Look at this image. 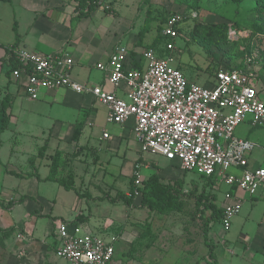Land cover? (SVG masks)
<instances>
[{"label":"rangeland","instance_id":"obj_1","mask_svg":"<svg viewBox=\"0 0 264 264\" xmlns=\"http://www.w3.org/2000/svg\"><path fill=\"white\" fill-rule=\"evenodd\" d=\"M88 1L109 15L129 12L132 28H137L141 34L156 33L159 24L173 12H184L185 16L191 12L197 14L194 19H186L181 27L184 36L175 40L177 51L172 67L179 63L186 66V72L200 86H205V81L212 79L217 70L241 68L249 56L248 49L252 50L254 57L251 67L260 68L261 72L264 70V44L258 43L257 39L259 34L264 35V0H245L241 4L234 0ZM9 5L0 3V18L3 20L0 39H7L12 34L8 24L13 20V8ZM87 22L86 26H90ZM212 25L218 28H210ZM97 107L99 114L94 120L95 126L87 129L94 135L91 145L103 149L102 160L113 159L110 165L100 167L103 170H98L92 157L86 155H82L79 161L72 160L76 192H68L55 183L42 180L49 173L46 159L38 170L40 176L26 174L33 167L29 159L34 156L38 160L44 158L45 155L39 153L45 152L42 147L50 141L49 134L60 108H45L41 116L33 108V103L21 101L15 107L11 127L0 134V200L5 202L4 206L17 202L8 210L6 208L5 213L0 212V264H64L55 252L59 224H71L81 213L84 218H90L88 227L93 233L99 230L116 234L119 243L113 264H214L205 244L206 228H209V242L218 243L215 256L219 264H262L263 258L255 250L257 244L252 242L257 238L255 222L248 223L243 229L242 223L247 217L245 207L232 220L226 233L220 222L208 224L211 212H197L194 201L188 197L176 200L165 213L128 208L122 202L111 203L109 200L118 193H130L129 175L138 159L143 161V175H148L144 168L149 166L162 173L164 185L182 180L186 195L194 182L200 187L203 182L191 173L181 177L177 162L171 166L163 157L143 152L141 143L135 139L129 141V148L121 146L107 153V142L99 141L103 130L115 134L121 127L107 123L105 109ZM63 125L69 126L70 123ZM258 159L260 164L264 163V153L259 154ZM7 169L29 178L22 180L9 175ZM140 180L144 181L143 178ZM226 191V186L212 190V194L218 193V207L224 201ZM24 196L27 198L21 201ZM77 196L81 200L77 201ZM104 196L109 199L102 200ZM38 202H41L45 216H32L35 210L40 212ZM140 204L138 197L134 205ZM28 232L33 233L29 235ZM241 233L252 240L245 244L247 250L239 240Z\"/></svg>","mask_w":264,"mask_h":264},{"label":"built area","instance_id":"obj_2","mask_svg":"<svg viewBox=\"0 0 264 264\" xmlns=\"http://www.w3.org/2000/svg\"><path fill=\"white\" fill-rule=\"evenodd\" d=\"M193 12H173L160 24L163 49L142 52L145 70L127 67L129 50L117 46L106 64L97 68L107 75L115 88L124 85L127 99L109 92L105 86L80 83L72 77L73 59L66 53L14 50L20 68L12 72L21 83L24 96L38 100L43 91L67 90L90 95L108 110V123L124 126L134 121L133 132L143 152L161 156L185 173L212 178L218 184L243 190L254 196L264 185V169L251 170L248 157L256 145L235 137L236 129L246 121L264 130V101L258 97L254 75L246 69L215 73L214 86L208 88L189 81L182 70L172 67L177 51L175 40L183 37L186 19ZM262 37V36H261ZM253 59H248V66ZM239 170L240 174L233 173ZM136 195L141 181L135 180ZM229 199L231 196H226ZM240 201L224 208L221 224L226 230L239 213ZM56 256L65 264H113L116 241L87 232L82 225L62 222L58 229Z\"/></svg>","mask_w":264,"mask_h":264},{"label":"crops","instance_id":"obj_3","mask_svg":"<svg viewBox=\"0 0 264 264\" xmlns=\"http://www.w3.org/2000/svg\"><path fill=\"white\" fill-rule=\"evenodd\" d=\"M0 3L6 5L10 4L13 8V20L8 24L12 34L7 39H0V102L6 95L14 97L13 107L7 110V114L10 116V119L8 128L6 130L11 127L14 117L13 111L17 104L21 101H26V103H33V108L38 113L40 112L39 114L41 116L42 113L45 112V108L50 107L52 110L55 107L60 108L57 115H55V119L51 118L56 121V124L54 125L53 130L50 131L49 143L42 147V149L45 150V152H43V155H45L44 158H42V160H38L37 156L31 158L34 160V163H32L33 167L31 168V172H28L26 174H38V170L43 165L45 159L48 160L47 167H49L50 172L52 157L57 152L65 155H71L74 153L79 154V157L74 158L75 161L81 160L82 155H86V157H92L93 163L97 165V169L103 170L100 167L105 166V164L110 165L113 157H111L110 159L107 157L106 160H102L101 155L103 149L91 145V141L94 135L87 129L93 128L95 126L94 120L99 114V110L97 107L98 105L101 108L105 109L107 121L108 110L106 106L95 100L90 95H79L63 89L53 92L43 91L38 100L27 98L26 96H24V90L21 86V83L13 80L11 78L12 76L8 75L10 68L8 65L9 56L7 49L16 46L17 48H23L31 52L43 54L57 52L66 53L73 59L74 66L72 68L71 74L75 80L79 81L80 83L92 86H105V89L107 91L114 92L118 97L127 99V88L124 85L119 88H115L111 84H109L107 81V75L104 72L98 70L97 65L106 64L113 54L115 48L122 45L126 46L129 50L127 67H136L138 69L145 70L147 63L142 57V52L144 50L152 48V45H154V43L159 40L158 38L161 37L159 28L160 24L158 26V29L156 30V33L146 32L145 34H141V31L139 32L137 28H132V20L130 18L129 12L122 11V14L120 15H109L104 11L96 8L91 14H87L86 16L87 9H80L79 1L77 0H12L11 3ZM111 16L116 18L113 19L111 18ZM87 21H89L90 26H86V24L88 23ZM2 27L3 20L2 18H0V32L3 29ZM15 28L17 29V33L19 35L18 39L16 38ZM260 37L261 36L258 35V38ZM163 46L164 43L162 41L161 45L158 46L156 50L161 51V49H163ZM250 58L254 60L253 54L246 56L243 67L254 75L255 79L253 83L256 90L258 91V97L260 100L264 101V96H262V93H264V82L260 83V81L264 78V70L261 72L260 68L251 67L253 61L249 64L250 67L246 66L245 64ZM177 67L183 71L188 79L190 78L189 81L198 84V82L195 81L196 79H193L192 76H190L189 73L186 72V66H183L179 63ZM182 67L184 68L182 69ZM214 78L215 73L213 74L212 79L205 81V87L212 88L214 86ZM22 96L26 98H23L22 100ZM22 106H24V104H22ZM69 114L70 119H68ZM0 117H2L3 119L1 112ZM2 119L0 124H2ZM65 122L70 123V125L64 126L63 124H65ZM133 125L134 121L131 119L124 126H120L121 130H119V132H116L115 134H113V132L110 133L107 130H103L102 136L99 138V141L107 142L105 151L107 153L112 152L114 148H120L121 146L129 148V141H132L133 139H135L140 144L139 140L136 138L133 132ZM128 130L130 131L129 133ZM76 131H79L80 133L77 141L74 140ZM235 137L241 140L250 141L256 145L255 150L248 157L249 169H264V163L260 164L258 159L259 154L264 153V130L253 128L250 124V121H246L236 129ZM39 155L41 154L39 153ZM31 159H29L28 161L30 162ZM139 161L141 162L138 164ZM168 162L171 166L175 165V162ZM142 164V159H138L134 164L131 174L129 175L130 193H123L128 197L131 195V187L133 186L136 188L135 181L132 182V179L134 177L135 168L137 165H139V172L137 176H139L140 179L143 178L144 180H140L141 187L143 186V183L147 181L148 178L153 174L157 173L159 174L160 178H165L162 176V173L156 172V170L152 169L149 166H145L144 168V170L148 172V175H143ZM177 167L179 168V166ZM178 170L180 171L181 177L187 176L188 173L182 172L180 168ZM232 172L237 175L240 174L239 170H233ZM6 173L9 175L17 176L22 180L29 178L28 176H24L23 174L14 170L7 169ZM105 173L108 174V172ZM191 175L195 177L198 176L194 173H191ZM48 176L49 173L46 177L42 178V180L45 181ZM107 176H109V174ZM116 177L117 176H115V178ZM174 182L170 183L174 184ZM219 186L226 185L217 183L214 188H219ZM226 187L227 191L225 193V199L224 201H222V204L219 208L224 209L228 205L235 204L236 201H240L241 203L240 210L241 208L245 207L247 217L245 218V222L243 221L242 223L243 229L248 227V223V225H250V222L254 221V224H256L257 227V230L255 231L257 234V238L255 239V241H252L249 236L241 233L239 235V240L244 245L246 250L247 246L245 244H249L251 241L255 242V244H257L255 245V250L257 251L259 256L263 258L262 264H264V185L259 187L254 196H251L247 192L237 188H230L228 186ZM214 195L217 198L215 202V204L217 205L218 193ZM228 195L231 196L229 199H227L226 197ZM138 197L139 201L141 202V193L139 195H136V199ZM25 198L27 197L24 196L21 200L23 201ZM79 200L81 199H79V197L77 196V201ZM0 203V212L2 214L5 213L4 211H7L8 208H11L9 207V205L4 206L5 202L3 203L1 200ZM16 203L17 202H15V204ZM38 204L40 206H37V208H40V212L35 210L32 216L38 215L37 217H39V214L45 216L42 212L43 207L41 205V202H38ZM135 207L139 208L140 205H134V208ZM240 210L235 217L239 216ZM77 217L84 218L82 213ZM89 220V217L81 219L80 225H82L84 230L94 235L100 236L106 240L114 237L117 239L116 246L118 245L119 240L117 236H115L116 234L114 235L111 233H103L99 232V230L96 232V234L93 233V231L88 227V225H90ZM231 226L232 222L227 230L223 227L222 229L227 233L230 230ZM31 233L33 232H28L29 235H31ZM217 244L214 245L215 248L218 247ZM57 247L58 240L55 244V252Z\"/></svg>","mask_w":264,"mask_h":264},{"label":"trees","instance_id":"obj_4","mask_svg":"<svg viewBox=\"0 0 264 264\" xmlns=\"http://www.w3.org/2000/svg\"><path fill=\"white\" fill-rule=\"evenodd\" d=\"M236 3L241 4L245 0H234ZM0 2L5 3H11L12 0H0ZM79 8L82 10L87 9V14H91L95 9V3H91L88 0H81L79 2ZM264 11V10H263ZM165 20V18H164ZM163 20V21H164ZM162 21V22H163ZM162 22L160 24H162ZM227 28V26H222ZM160 28V26H159ZM210 28H218L212 25ZM16 32V38H19V35L17 33V29L15 28ZM182 32V30H180ZM260 35V34H259ZM258 37V36H257ZM255 37V38H257ZM254 38V39H255ZM159 40L152 45V49H157L158 46L162 43V38L159 37ZM258 39V43L264 44V35ZM16 46H13L9 49H7L8 56H9V72L8 75L12 76V72L14 70H17L20 68L19 63L16 61L14 57V50L16 49ZM252 50L248 49L247 54H251ZM239 69H244L242 66ZM228 71H233L229 70ZM218 71V70H217ZM216 71V72H217ZM215 72V73H216ZM13 101L14 97L10 95H6L3 100L0 102V112L2 113L3 119L2 124L0 128V134L4 132L9 125V119L10 116L7 114V110L13 107ZM80 136L79 131H76L74 140L77 141ZM44 151H41L40 154L43 155ZM77 153L74 154H62L60 152H57L53 157L50 165V172L49 176L45 179L46 182H52L56 183L62 188H64L66 191H75V173L74 170L71 167L72 160L76 158ZM32 163L34 162L33 159H31ZM141 161L138 162V164ZM139 172V165L135 168V174L132 179V182L135 181V178H137ZM37 176V175H36ZM198 180H201L203 182V185L200 187L198 183L194 182L192 186V190L189 192V195H186L183 192L184 182L181 180L180 182L176 181L174 184H167L164 185L162 183V178H160L159 174H153L151 175L147 181L143 183V186L139 188V191L141 193V204L140 209H148L151 212H159V213H165L167 212L172 206L173 203L176 200H180L184 197H188L189 199L194 201L195 208L197 212H211L210 217L208 218L207 223L208 224H216L221 223L224 209L219 208L215 202L217 200L216 196L212 194V190L214 186L217 184L216 181L212 178H205L201 176H196ZM136 188L131 187V195L128 197L123 193H118L115 198L110 199L109 201L111 203H117L122 202L124 203L128 208H134V200L136 199ZM108 196H104L101 198L104 200V198ZM109 199V198H108ZM22 201V200H21ZM15 203H10L9 207L14 205ZM1 206V203H0ZM81 217H77L75 221L73 222L74 225H79L81 222ZM204 238H205V244L209 249L208 256L209 259H211L214 264H218L216 257H215V246L209 242V228H206L204 232Z\"/></svg>","mask_w":264,"mask_h":264}]
</instances>
